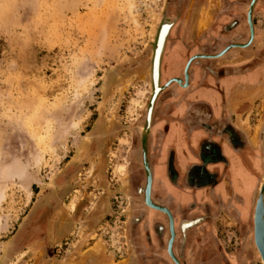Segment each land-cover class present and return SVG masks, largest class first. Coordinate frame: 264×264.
Segmentation results:
<instances>
[{
	"label": "rangeland",
	"instance_id": "obj_1",
	"mask_svg": "<svg viewBox=\"0 0 264 264\" xmlns=\"http://www.w3.org/2000/svg\"><path fill=\"white\" fill-rule=\"evenodd\" d=\"M247 2L216 0L214 8L225 12L223 25L244 26ZM165 6L166 0H0V264H164L163 234H143L149 217L132 233L142 200L128 186L130 168L142 171L140 127ZM210 18L211 12L198 27ZM254 18L264 33V0ZM214 22L205 33L216 32ZM229 227L217 234L220 260L225 264L245 235L253 250L240 264H262L253 236ZM194 250L188 240L187 264L196 263Z\"/></svg>",
	"mask_w": 264,
	"mask_h": 264
},
{
	"label": "crops",
	"instance_id": "obj_2",
	"mask_svg": "<svg viewBox=\"0 0 264 264\" xmlns=\"http://www.w3.org/2000/svg\"><path fill=\"white\" fill-rule=\"evenodd\" d=\"M235 28L229 32H233L232 36L242 31L239 25ZM219 29L220 25L214 31L220 35L219 45H223L229 35ZM185 31L184 44L177 43L176 36L168 43L167 75L181 73L180 66L189 49L198 50L195 45L187 49V44L199 33L198 26L190 25ZM246 52L249 51L237 55L236 51H229L216 59L193 62L188 86L171 85L159 96L153 111L150 154L156 187L162 185L170 198L181 204L188 205L195 200L196 207L190 215L220 212L211 224L206 220L188 232L189 243L202 251L203 258L214 253V257L205 259L206 263L219 258L211 264H223L220 240H215L213 232H221L230 225L229 215L249 219L251 189L243 187L242 180L246 179L252 164L261 167L256 154L264 160V63L251 60ZM205 62L210 67L198 64ZM227 122L239 127L240 132L232 131V138L244 140L243 146L235 147L228 133L220 131V124ZM223 156L228 159L226 167L221 160ZM168 157L173 158L179 171L177 185L171 184L165 174ZM192 162L199 164L192 168L197 171L194 174L188 170ZM191 175L198 177L194 180ZM181 184L184 189L179 187ZM227 254L230 258L225 264H240L239 256L243 253L237 252V248H230Z\"/></svg>",
	"mask_w": 264,
	"mask_h": 264
},
{
	"label": "flooded vegetation",
	"instance_id": "obj_3",
	"mask_svg": "<svg viewBox=\"0 0 264 264\" xmlns=\"http://www.w3.org/2000/svg\"><path fill=\"white\" fill-rule=\"evenodd\" d=\"M224 6L228 3V1L223 2ZM216 5V0H166V6L164 8V13H165V18L170 20L172 25L168 31V33L166 34V37L164 40V45L160 54V63H159V77H160V81L159 84H163L165 83L168 79L170 78H174V77H180L181 78V83H184V66L188 60V58L190 56H192L193 54L196 53H200L201 49H198L196 51L190 50L189 52L186 54V59L182 64L181 68V73L179 74H171V75H167L166 72V68L168 66L167 62H166V53H167V47H168V43L171 41V38L176 36V41L177 43H185V38L183 37V34L186 33L185 30L189 29L190 25L193 26H198V20L200 19L199 16H201V11L202 9L205 7L210 8L211 10L214 8V6ZM212 6V7H210ZM244 19H245V28L244 26H240V23L236 20H233V22H227V24H224L223 26L226 28L233 29L235 27H237L238 25L240 27H242V31L240 33L228 39H226V41L224 42V44L220 45V46H224L226 44H230L233 42H239V43H244L247 41L248 39V25H247V21H246V8H245V13H244ZM221 20V19H220ZM253 22L255 25V33H254V37L251 41V43L247 46H234L232 48H230L228 50L229 51H236L238 54L237 55H242L244 54L245 50H248L249 52H246V54L249 53L250 55V59L251 60H262L264 63V54L262 48L264 49V33L259 31V28L257 27V23L256 20L254 18V14H253ZM211 27V24L210 26ZM209 27L207 29H209ZM199 28V27H198ZM204 29V28H203ZM203 29L199 28V33L198 35L194 38V40H191L190 44H187V49L188 46H192L195 45L197 46L198 43V39L199 37L202 35V33L205 31ZM213 29V28H212ZM211 30V29H210ZM207 31V30H206ZM177 32V34H176ZM256 35V36H255ZM260 36H262L260 38ZM209 52H212L211 50ZM152 55V52H151ZM198 60H201L199 57L195 56L188 67V72H190V66L193 62H196ZM150 63H151V58H150ZM161 66V67H160ZM179 67V66H177ZM150 71V70H149ZM189 75V74H188ZM149 76H150V72H149ZM179 85V82H177L176 80H171L169 82V84L167 86H165L158 94L156 100H155V104L159 98V96L163 93L166 92V90L170 89L171 85ZM188 86V85H187ZM155 104H154V108H155ZM153 108V111H154ZM153 115V112H152ZM198 119V118H197ZM196 119V120H197ZM199 121V119H198ZM152 122H153V116L151 119V126L147 135V143H146V152H145V157H146V161L150 167V171H151V185H150V196L151 199L154 203L166 206L172 216V221H173V230H174V237H173V241L171 244V250L172 253L174 254V256L176 257V259L178 260L179 264H187L186 262V248H187V243H188V237H189V230L192 228H195L197 226H200L202 223H204L206 220L209 222V224H211L214 219L217 217V215L220 214V212L218 213H214L212 211L207 212V213H194L192 215L188 214L191 210L195 209V200H192L188 205L185 204H181L179 201H175L172 200L169 196V194L167 193V190L165 188H163L162 185L158 186L161 189H157L158 187H156L155 182H154V168L152 167V162H151V150H150V136H151V127H152ZM192 124L195 123V121L191 122ZM229 138H231L230 140L233 141V144H235V147H239V146H243L245 144L244 140H233V136L232 134L228 133L227 135ZM200 146V145H199ZM140 161H141V166H142V171L136 172L134 169L132 170V168H130L131 170V176H130V181H129V193L131 194V196H140L141 200H142V207L138 210V212H136L135 214H132L131 217V222L133 224L132 226V233L137 232L138 226L144 221L146 220L147 217L150 218V227L148 228L147 231L143 232V234H163V238H161V248L163 249V253H164V264H177L175 262V260L173 259V257L171 256V254L168 251V240L170 238L171 235V229H170V218L168 216V214L165 211H162L158 208L152 207L148 204L145 203L144 201V189L146 186V180H147V174H146V168L144 166L143 163V152L142 150H140ZM222 162L224 163V166H227V162L228 159L226 157L223 156V158L221 159ZM256 160L260 163L259 166L256 167V165L254 166L253 164L251 165V169L249 171V173L246 176V179L242 180V184L243 187L248 188L250 190V195H249V201H251L250 204V211H249V219H245V220H240L237 216H235L234 218L232 216H228V214L226 213V211L224 212L225 215H227V221H229L230 227L233 230L232 234H250L253 235V226H252V209H253V204L255 202V196H256V192H257V188L258 185L260 183V181H262V179L264 178V160L258 157V154H256ZM199 164H197V162H192L190 163V167H189V171H191V174H194L195 172L197 173V171H195V169L192 170V168L198 166ZM202 165V163H201ZM199 167V166H198ZM142 176H138V174H140ZM165 174L166 177L168 178V181L173 184V185H177L179 184L178 182V176H179V171L176 168V166L174 165L173 162V158H169L167 159V161L165 162ZM186 177V174L184 175ZM198 177V176H197ZM194 175H191V179L196 180L197 178ZM192 181V180H191ZM162 186V187H161ZM180 188L184 189V185L181 184V186H179ZM160 190L165 191L164 193L161 192ZM223 209V207L220 208L219 211H221ZM221 214H223L221 212ZM208 215V216H207ZM147 216V217H146ZM150 230V231H149ZM207 230V228L205 229ZM142 231V230H141ZM203 231V230H202ZM219 231L217 232L214 231L213 232V236L215 237V240H218V235ZM212 235V234H211ZM136 236V235H135ZM212 237V236H211ZM250 237V236H249ZM248 236L246 237L245 235L242 236L240 244L236 247L237 248V252L239 250V252L243 253V257H246L247 255L249 256L252 252L251 250H253L251 248V241L250 238ZM141 238L140 236H136L134 237V245H136V250L138 252H140V254L143 253V249L140 248V246H138L139 244L141 245V242L139 241V239ZM158 238V237H157ZM148 239V238H147ZM160 242V241H159ZM150 244V243H149ZM255 250V249H254ZM222 254L223 256H225V252L223 250ZM193 256L195 259L191 260L193 263L196 261V263L194 264H201L202 262V251L199 250L197 247L196 249L193 251ZM142 255H140L141 257ZM214 253H212V257H214ZM218 256V255H216ZM221 258V256H220ZM148 258H142V262H144V260H147ZM216 259V260H214ZM241 259V258H240ZM219 260V258L217 259L216 257L213 258L214 262L211 263H216ZM242 260V259H241ZM145 264H150L148 261H145ZM224 264V263H223Z\"/></svg>",
	"mask_w": 264,
	"mask_h": 264
},
{
	"label": "water",
	"instance_id": "obj_4",
	"mask_svg": "<svg viewBox=\"0 0 264 264\" xmlns=\"http://www.w3.org/2000/svg\"><path fill=\"white\" fill-rule=\"evenodd\" d=\"M258 0H248L247 5H246V21H247V25H248V39L246 42L244 43H239V42H233L230 44H226L223 47L219 45L218 39L220 38V35L217 33H213V32H207L204 31L202 33V35L200 36V38L204 39L201 42L197 43V47L198 49H201L200 53H196L193 54L192 56H190L184 66V83H181V78L180 77H174V78H170L168 79L165 83L163 84H159L160 81V77H159V63H160V54L164 45V40L166 37V34L168 33L172 23L170 20L166 19L165 17L162 18L157 25L156 28V32L154 35V40H153V44H152V55H151V63H150V81H151V90H150V94L148 96V100H147V104H146V111H145V118H144V124L141 125L140 127V140H141V150L143 152V163L144 166L146 168V174H147V180H146V186L144 189V201L146 204L158 208L162 211H165L169 218H170V229H171V235L170 238L168 240V251L171 254V256L173 257V259L175 260V262L177 264H179L178 260L176 259V257L174 256V254L172 253L171 250V244L173 241V237H174V230H173V221H172V216L171 213L169 211V209L166 206L154 203L151 199L150 196V185H151V171H150V167L146 161V157H145V152H146V143H147V135L151 126V119H152V112H153V108H154V104H155V100L159 94V92L169 84V82L171 80H176L177 82H179L180 86H187L188 85V81H189V72H188V67L189 64L191 62V60L197 56L202 60H210V59H216L219 58L223 55H225L228 50L234 46H247L251 43L253 37H254V33H255V25L253 22V14H254V7L257 4ZM220 8V7H219ZM219 8L218 6H216L215 8H213L211 11V18L210 21L208 22V24L204 27L203 30H206L210 24L212 23V21H214V19H216V22H214V24H216L215 28L218 27V25H220V29L222 30L221 26L223 25L222 20L220 21V19L225 18V12L221 13L219 12ZM167 26V29L165 30V33L163 34V36H161L162 31L164 30V27ZM221 32V31H220ZM224 33V32H221ZM212 52H209V51ZM200 66L203 65L210 67V63H198ZM220 131H226L227 133L232 134L233 130H235L236 132H238L240 129L237 125H234L233 123L227 122V123H222L219 126ZM240 132V131H239ZM252 226H253V239L254 242L258 248V251L260 253L261 256V263L264 264V178L262 179V181H260L258 188H257V192H256V196H255V202H254V207H253V212H252Z\"/></svg>",
	"mask_w": 264,
	"mask_h": 264
},
{
	"label": "bare ground",
	"instance_id": "obj_5",
	"mask_svg": "<svg viewBox=\"0 0 264 264\" xmlns=\"http://www.w3.org/2000/svg\"><path fill=\"white\" fill-rule=\"evenodd\" d=\"M210 7H212V6H210ZM209 12H211L210 11V8L209 9H207V10H204V9H202V11H201V16H200V18L202 17V19H199L198 20V23L200 22H202V20L203 19H205V17L209 14ZM207 20H208V18H207ZM207 20H205V21H207ZM203 23H205L204 21H203ZM202 24V23H201ZM205 26V25H204ZM167 29V26L166 27H164V30L162 31V34H161V36H163V34L165 33V30ZM256 36V35H255ZM166 40V39H165ZM161 67V66H160ZM190 74V73H189ZM185 77V76H184ZM183 77V78H184ZM184 80V79H183ZM190 82V81H189ZM189 84V83H188ZM153 116V115H152ZM253 236V235H252ZM252 243H253V245H254V248H255V250H256V255L261 259V256H260V253H259V251H258V248H257V246H256V244H255V242H254V239H253V237H252ZM261 261H262V259H261Z\"/></svg>",
	"mask_w": 264,
	"mask_h": 264
}]
</instances>
